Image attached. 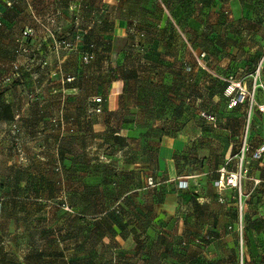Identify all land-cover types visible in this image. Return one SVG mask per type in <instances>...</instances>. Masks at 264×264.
Returning a JSON list of instances; mask_svg holds the SVG:
<instances>
[{"label": "crops", "instance_id": "obj_1", "mask_svg": "<svg viewBox=\"0 0 264 264\" xmlns=\"http://www.w3.org/2000/svg\"><path fill=\"white\" fill-rule=\"evenodd\" d=\"M71 1L0 0V141L39 142L44 149L55 139L106 135V159L114 161L96 183L113 190L105 204L123 207L122 236L131 248L120 252L121 264H264V153L250 160L243 183L242 259L234 191L215 186V172L248 113L247 103L226 107L225 78L251 89L259 68L262 86L254 103L264 104V0H83L77 46L94 44L88 64L77 52L51 51L41 27L73 39ZM26 27L33 31L26 40L30 52L16 55ZM14 62L21 80L5 83ZM65 76L73 79L62 83ZM95 96L102 97L98 113L92 112ZM256 105L249 115V151L264 145V112ZM202 111L215 122L200 117ZM59 115L65 130L52 127ZM157 126L168 128L146 132ZM57 155L65 165V149ZM74 170L73 195L101 204L97 192H79Z\"/></svg>", "mask_w": 264, "mask_h": 264}, {"label": "rangeland", "instance_id": "obj_2", "mask_svg": "<svg viewBox=\"0 0 264 264\" xmlns=\"http://www.w3.org/2000/svg\"><path fill=\"white\" fill-rule=\"evenodd\" d=\"M52 127L58 128L53 123ZM145 128L157 133L168 127ZM107 139L106 135L79 141L55 139L44 149L39 142L0 141V264H121L120 252L131 248V242L122 236L126 233L123 207L105 204L104 198L112 196L113 190L106 183H96L114 161L106 159L110 151ZM60 147L68 154L65 165L57 155ZM216 160V154L211 155V167ZM74 167L79 172V192H97L101 204H89L82 195H73ZM67 177L63 185L62 179ZM74 197L77 204H73ZM245 228L241 243L238 238L239 259L243 257Z\"/></svg>", "mask_w": 264, "mask_h": 264}, {"label": "built area", "instance_id": "obj_3", "mask_svg": "<svg viewBox=\"0 0 264 264\" xmlns=\"http://www.w3.org/2000/svg\"><path fill=\"white\" fill-rule=\"evenodd\" d=\"M69 9L72 11L75 32L73 39H67L66 37L57 36L54 30L48 25L41 24L45 38L50 41V49L53 52H59L60 50L74 51L80 55V58L84 64H88L95 56V47L92 42L87 44L86 48L79 49L77 42L83 37L84 30L80 26V13L85 7L83 0H72L68 5ZM33 34L30 27H26L21 31L20 37L16 40L15 53L17 55H25L30 52L27 47L26 40ZM47 64L46 59L41 62L42 66ZM259 72L257 68L254 73L251 74L252 77V88L248 89L241 81L235 80L234 77L228 76L225 78L226 86L224 89V94L226 96V107L232 109L240 104L247 103L248 113L247 120L245 122L243 131L238 140L232 145L233 149L230 148V152L225 158L224 164L218 169V176L215 180V186L218 191H223L226 188H230L234 191L231 199L235 203L237 219L235 222L234 230L242 241V234L244 229V215H245V204H244V192L243 183L248 174V165L250 160L260 159L264 153V145H259L258 147L251 149L249 151V115L251 109L254 105V91L257 86H262V84H257L256 78ZM20 77L19 64L17 62L12 63L11 72L4 78L5 82H9L12 79ZM73 78L71 76H65L62 83L69 82ZM93 102L96 106L92 109V112L98 113L101 111L102 97H93ZM258 109L264 112V104L256 105ZM200 116L205 118L210 122H215V116L206 111L200 112ZM51 122L63 130L66 127L65 119L60 115L51 119ZM148 185L153 184L151 177L147 179ZM184 186L180 182V187ZM219 201L223 202L225 199L220 196ZM229 228H233L229 226Z\"/></svg>", "mask_w": 264, "mask_h": 264}, {"label": "trees", "instance_id": "obj_4", "mask_svg": "<svg viewBox=\"0 0 264 264\" xmlns=\"http://www.w3.org/2000/svg\"><path fill=\"white\" fill-rule=\"evenodd\" d=\"M16 54V53H15ZM17 55V54H16ZM19 73H20V77L19 78H16V79H12L11 81H9V82H5L4 81V78H3V82H5V83H12L13 81H20L21 80V71H20V65H19ZM201 117V116H200ZM217 176H218V173H217Z\"/></svg>", "mask_w": 264, "mask_h": 264}]
</instances>
